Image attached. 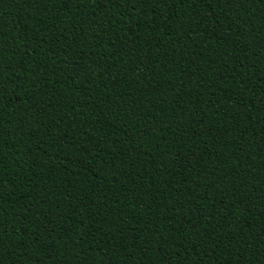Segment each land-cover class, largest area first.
Returning <instances> with one entry per match:
<instances>
[{"label": "trees", "instance_id": "1", "mask_svg": "<svg viewBox=\"0 0 264 264\" xmlns=\"http://www.w3.org/2000/svg\"><path fill=\"white\" fill-rule=\"evenodd\" d=\"M0 264H264V0H0Z\"/></svg>", "mask_w": 264, "mask_h": 264}]
</instances>
